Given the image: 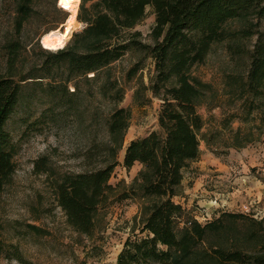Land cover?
<instances>
[{
  "label": "rangeland",
  "instance_id": "rangeland-1",
  "mask_svg": "<svg viewBox=\"0 0 264 264\" xmlns=\"http://www.w3.org/2000/svg\"><path fill=\"white\" fill-rule=\"evenodd\" d=\"M18 1L0 0V77L12 73L16 80L39 73L49 57L45 50L58 52L41 44L44 36L65 32L69 35L65 48H77L87 28L78 17H90V10L81 13L79 0L77 24L68 31L71 13L59 0H39L19 30ZM154 26L155 15L149 7L145 18L115 41L138 33L141 43L152 46ZM12 42L19 43L20 54L10 71L7 46ZM254 42L255 38L245 41V46L252 48ZM248 71V56L232 55L223 43L215 45L206 61L190 72L200 89L196 101L204 123L199 132L200 160L207 169L192 162L184 172L183 186L173 198L184 209L177 218L178 231L185 223L196 221L204 226L223 214L264 219V101L247 93ZM88 77L66 86L65 77L56 73L44 81L29 80L24 86L21 105L7 125L17 154L15 173L6 183L0 209L7 257L17 251L24 263L4 258L1 264H117L127 243L146 236L144 221L164 200L142 196L141 164L131 169L123 165L130 142L161 132L159 114L166 93L158 83L153 58L147 51L132 50L98 78ZM49 85L57 88L63 100L59 93L56 97L48 94ZM118 109H126L130 120L110 181L112 188L98 211L94 233L81 234L69 225L58 205V183L66 175L92 170L108 159L109 123ZM90 151L96 155L93 162L87 160ZM198 180L219 205L205 206L199 199H190L186 191Z\"/></svg>",
  "mask_w": 264,
  "mask_h": 264
},
{
  "label": "trees",
  "instance_id": "trees-1",
  "mask_svg": "<svg viewBox=\"0 0 264 264\" xmlns=\"http://www.w3.org/2000/svg\"><path fill=\"white\" fill-rule=\"evenodd\" d=\"M37 1H18L19 30L32 17ZM149 7L155 15L154 44L141 43L138 33L115 41L142 21ZM82 10H90V17H78L87 28L77 48L68 46L57 53L45 50L49 57L38 74L18 80L12 73L0 77V209L6 183L15 173L17 154L7 125L21 105L29 80L44 81L60 73L67 86L77 78L90 79L91 74L98 78L132 50L147 51L166 93L159 114L161 132L130 142L123 165L131 169L141 164L142 196L164 200L145 219L142 231L146 236L127 243L117 264H264V219L223 214L204 226L196 221L185 223L178 231L177 218L184 209L173 202L184 172L201 155L199 132L204 123L197 112L200 89L191 79L192 68L203 64L215 45L225 43L232 55L248 56L247 93L264 101V0H82ZM236 23L239 26L233 27ZM253 38L252 48L246 47L245 41ZM19 52L18 42L7 46L10 71ZM47 90L52 97L59 93L51 85ZM129 120L126 109L116 110L109 123L112 146L106 147L108 159L92 170L66 175L58 183V205L78 233L92 235L95 231L96 216L112 188L110 181ZM95 156L90 151L87 160L93 162ZM2 236L0 219V264L4 258L24 263L17 251L7 257Z\"/></svg>",
  "mask_w": 264,
  "mask_h": 264
},
{
  "label": "bare ground",
  "instance_id": "bare-ground-1",
  "mask_svg": "<svg viewBox=\"0 0 264 264\" xmlns=\"http://www.w3.org/2000/svg\"><path fill=\"white\" fill-rule=\"evenodd\" d=\"M60 6L71 13L69 22L67 24L68 31L75 28L77 21L76 17L78 14V3L79 0H59ZM69 40V35L61 31H52L42 38L43 46L51 51H59L64 49L67 41Z\"/></svg>",
  "mask_w": 264,
  "mask_h": 264
},
{
  "label": "crops",
  "instance_id": "crops-1",
  "mask_svg": "<svg viewBox=\"0 0 264 264\" xmlns=\"http://www.w3.org/2000/svg\"><path fill=\"white\" fill-rule=\"evenodd\" d=\"M193 163L196 164V166H199L201 170L207 169L206 162L201 161L200 158L199 160ZM182 186H183V183H182ZM186 193L190 195L191 200L199 199V202L204 204L205 206L210 205V203L219 205L218 199H216L217 201H215L211 197L210 192L207 190V188L203 186V182H201L200 180H198L192 188L187 189Z\"/></svg>",
  "mask_w": 264,
  "mask_h": 264
},
{
  "label": "built area",
  "instance_id": "built-area-1",
  "mask_svg": "<svg viewBox=\"0 0 264 264\" xmlns=\"http://www.w3.org/2000/svg\"><path fill=\"white\" fill-rule=\"evenodd\" d=\"M62 7V6H61ZM63 8V7H62Z\"/></svg>",
  "mask_w": 264,
  "mask_h": 264
},
{
  "label": "water",
  "instance_id": "water-1",
  "mask_svg": "<svg viewBox=\"0 0 264 264\" xmlns=\"http://www.w3.org/2000/svg\"><path fill=\"white\" fill-rule=\"evenodd\" d=\"M41 44H42V42H41Z\"/></svg>",
  "mask_w": 264,
  "mask_h": 264
}]
</instances>
